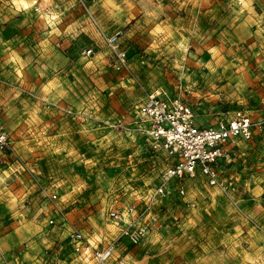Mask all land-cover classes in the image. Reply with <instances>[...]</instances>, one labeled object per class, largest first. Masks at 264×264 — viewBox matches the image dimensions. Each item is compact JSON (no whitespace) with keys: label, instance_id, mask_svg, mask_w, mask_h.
I'll use <instances>...</instances> for the list:
<instances>
[{"label":"rangeland","instance_id":"rangeland-1","mask_svg":"<svg viewBox=\"0 0 264 264\" xmlns=\"http://www.w3.org/2000/svg\"><path fill=\"white\" fill-rule=\"evenodd\" d=\"M53 1L50 20L0 0L7 217L47 221V264H81L55 222L58 207L70 232L96 248L114 244L106 264H264V0H87L108 33L121 31L133 80L76 0ZM149 91L182 98L207 124L236 109L263 123L217 165L225 189L187 178L185 196L155 202L156 220L142 215L147 236L136 244L119 237L108 211L135 206L140 215L169 163L138 129Z\"/></svg>","mask_w":264,"mask_h":264},{"label":"built area","instance_id":"built-area-1","mask_svg":"<svg viewBox=\"0 0 264 264\" xmlns=\"http://www.w3.org/2000/svg\"><path fill=\"white\" fill-rule=\"evenodd\" d=\"M40 0H33V10H41ZM84 15L93 25L98 35L115 55L116 63L125 71L123 78L133 80L134 75L129 69L126 53L118 47L121 31L108 33L100 24L87 0H76ZM92 47L84 50L89 56ZM71 112V111H69ZM263 121L254 120L243 109L223 112L214 123H199L196 111L187 101L180 97H168L160 92H145L138 105V129L141 135L160 150L169 163L159 175L158 183L148 193L142 213L136 214V207L128 210L112 208L108 211V219L119 228V237H125L131 243H142L146 240L147 227L142 223V215L147 213L151 220H156L155 202L168 195L185 196L187 178L195 176L205 177L211 185L226 188L219 180L217 165L229 155L225 145L235 139L250 141L261 128ZM10 147L8 134L0 124V150ZM56 199L55 193L49 194ZM50 224L54 219L49 220ZM69 242L75 253L85 258L93 259L95 264H106L112 256L114 244H107L101 248H92L78 230L68 235ZM4 264H9L6 259ZM59 264V263H54Z\"/></svg>","mask_w":264,"mask_h":264},{"label":"crops","instance_id":"crops-1","mask_svg":"<svg viewBox=\"0 0 264 264\" xmlns=\"http://www.w3.org/2000/svg\"><path fill=\"white\" fill-rule=\"evenodd\" d=\"M16 1L19 3V0H16ZM29 1H31L29 9L35 12L33 10V0H29ZM39 3H40L41 10L35 13L39 15L40 17H43L45 19L51 18L50 20H52L54 18V16L52 15V9H53L52 7H53L54 1L53 0H40ZM14 6H16L15 2H14ZM17 8L19 10H29V9L23 8L22 5L21 7H17ZM245 21H250V18H246ZM92 29L97 34L96 30L94 28ZM5 83L6 81L0 76V84L2 85ZM3 102L4 100L0 99V103L2 104ZM3 110H4L3 111L4 113L5 108H3ZM196 118L199 123L208 122L207 120L200 119L197 115V112H196ZM240 141L242 140H239V139L231 140L225 145V149L229 151V155L226 156L224 159H222L219 163L224 162V161L227 163L229 161L230 157L233 155L232 153L234 152L238 142ZM60 213H61L60 207L56 208L55 215L59 216L60 221L59 219H56L55 222H57L60 229L62 227L65 228L64 231L67 232L66 238L68 240L70 229H68L69 221L68 222L66 221L67 214L66 215L64 214V216H60L61 215ZM49 215L50 216L48 218V222L50 219H54V215H52V212ZM15 216L17 215L14 213V222H12L13 220L10 219L11 217L8 218L5 210L0 206V264H4L2 261L3 259H6L9 264H47V262L44 261L46 255H44L42 252L43 243L49 240L48 237H45L48 235V233L46 235V230H47L46 226L48 224L47 221L46 220L41 221L39 224H36L34 223V221H30V220L25 221V222H20L19 220H16ZM54 235L55 234L52 233L53 238H55L56 236ZM88 242L92 248L97 247V246H94L90 241ZM71 249H72V246H71ZM75 255H78V259H79L78 261H81V264H84V263L89 264L93 262L92 259L90 258L84 259L82 256H80L77 253H75ZM52 263H56V260L54 262L52 261ZM59 264H62V263H59Z\"/></svg>","mask_w":264,"mask_h":264},{"label":"bare ground","instance_id":"bare-ground-1","mask_svg":"<svg viewBox=\"0 0 264 264\" xmlns=\"http://www.w3.org/2000/svg\"><path fill=\"white\" fill-rule=\"evenodd\" d=\"M21 1V0H20ZM30 2L31 1H28V0H22V5H24L23 7H25V8H29V6H30Z\"/></svg>","mask_w":264,"mask_h":264}]
</instances>
